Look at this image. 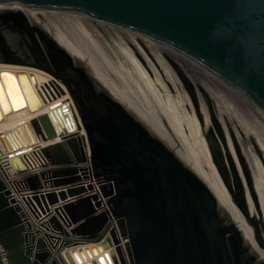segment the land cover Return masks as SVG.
Here are the masks:
<instances>
[{"label":"water","instance_id":"1","mask_svg":"<svg viewBox=\"0 0 264 264\" xmlns=\"http://www.w3.org/2000/svg\"><path fill=\"white\" fill-rule=\"evenodd\" d=\"M5 1L79 12L171 46L210 99L226 160L207 137L211 158L264 247V0ZM40 32L54 68L16 60L1 34L0 63L50 73L44 93L65 92L63 83L71 97L52 107L70 108L81 123L58 134L47 112L30 118L41 140L32 153L10 158L28 209L0 172V264H77L82 244L90 256L109 253L114 264H264L202 176L83 60ZM8 72L0 70L5 110ZM17 74L24 86L25 71ZM28 156L40 159L36 170ZM92 260L100 264L102 256Z\"/></svg>","mask_w":264,"mask_h":264},{"label":"bare ground","instance_id":"2","mask_svg":"<svg viewBox=\"0 0 264 264\" xmlns=\"http://www.w3.org/2000/svg\"><path fill=\"white\" fill-rule=\"evenodd\" d=\"M18 3L25 11V13L28 15V17H30L33 21H38V22L41 21L37 17L38 9L41 8L40 6H34L23 2H18ZM52 11L58 17L57 19H59V21H61V18L64 16L61 15V13H64L67 17H69L70 15V18L72 19L73 18H75V20L79 19L78 18L79 16L77 17L75 16L76 12L74 15H72L73 13L69 14L68 11H64V10L52 9ZM44 14L46 15V13ZM49 20L51 21L50 24L53 25V30L57 32V35L55 36L56 39L60 43H62L72 54H74L79 59L83 60L88 65L93 76L103 86H105L119 99L123 100L126 103V105H128L133 111H135L140 116V118L142 117L145 120V122H147L159 136L163 137V139L164 138L167 139L170 145L171 144L173 145L174 142L172 136L168 133V131L162 125L157 123L156 119L150 113L145 114L143 109H140V107L138 106L139 104L136 101L137 99L133 100L132 97H130L127 92H125L119 85L115 84V81L112 78H110L104 72V70H102V68L97 62H95L87 46L86 47L83 46L80 43L79 38L75 39V37L72 36L71 38L68 33H65V31L62 29L64 27L61 28L62 25H60L59 22H57L53 18H49ZM79 24L81 23L78 21V27H80L81 29L80 28L79 29L82 30L81 34H84L83 32H86L87 34L91 33L88 32L89 29L87 30V28ZM145 37L148 40L152 39L148 36ZM94 38L88 37L87 40L95 48L96 51L100 52L104 56L105 60L107 61V65L110 67L112 72L114 71L119 73V69L121 68L122 75L124 74V77L126 78L127 76H132L134 84L137 86V88L140 91L143 88H147V87L151 89L154 93V97L156 98V101H158L163 111L166 114L168 113L171 119L173 118L171 122L173 123L174 121L173 123L174 126H177L176 124H181L182 118L180 117V113L177 108L178 102H175L176 100L173 98L168 97L166 99L160 95L154 79L150 77L147 71L140 65L139 61L128 51L129 49L128 50L123 49V42L121 38H120L121 41L119 43L120 44L119 48H116L114 45L111 44H110V48H107V46L102 45ZM115 49L120 50L119 52L123 55L124 58L123 60H121L122 62L119 65L116 62H113V60H111V56H109V52H113L112 50L115 51ZM1 69L8 70L9 76L15 78V79H9L6 77L11 91V97L8 94L7 90L5 89L6 97L4 100L8 102L9 108L5 110L2 102L0 101V132H1L0 139H2L6 143L7 149H10L11 152H13L12 155H15L17 150H21L25 148L26 145L34 144V142L37 143L39 140H41L39 134H37L36 131L30 125V118L38 114L47 112L54 126L56 127L58 134L62 132L75 133L79 131V122L81 123V121L79 119L78 122L77 119H75L70 108L68 109L67 112H64V109H61L62 113H60V111L56 108V106L52 107V104L56 102H60L61 104L62 103L61 101L71 100L70 94L63 83L60 84L62 88H64L65 92L59 93L55 89H53L55 95L54 96L51 95L50 97H48L42 90L41 84L44 81L51 80L53 76L44 69L31 65L7 63V62L0 63V70ZM19 70L25 71L26 73L22 75L24 86L21 84L20 82L21 78L17 74V71ZM24 87L28 91L29 98L24 92ZM38 88L42 92L43 96L46 97V101H44L43 97L38 92ZM17 101H19V103ZM30 101L32 103V106H30ZM70 114L71 116H73L72 118L70 117ZM206 119H208V117ZM195 122L193 123V128H191V132L195 135L194 136L196 140L195 147L185 150L178 149L177 151L179 152L180 156L207 182V184L211 187V189L217 196L222 210L226 212L229 215V217H231L235 222H237L239 228L242 230L245 236V239L251 244L253 249L264 259V251H263L264 249L262 250L260 249L261 248L260 246H259L260 248L258 247V244L254 239L253 231L249 226L243 212L234 202L230 192L228 191L224 182L222 181L216 169V166L211 158L205 133L202 131V127L200 123H198L199 121L198 122L195 121ZM206 124H208V120H206ZM205 127L207 128V125H205ZM200 133H203L205 138L203 137L199 138L197 134ZM33 159L35 165L39 166L40 159H38L37 157H34ZM206 163L208 166L206 165ZM83 252L84 254L78 251L79 256H82L84 260L87 261L89 258L90 259L95 258L94 252H92V255L90 256L85 251V247H83ZM95 253H97V256L98 255L100 256V254H102L98 251ZM76 261L78 264H85L83 263V260L82 262H79V260L76 259ZM93 261L94 260H91L89 264H94ZM100 264H114L109 253L108 256L105 255L102 256V261L100 262Z\"/></svg>","mask_w":264,"mask_h":264},{"label":"flooded vegetation","instance_id":"3","mask_svg":"<svg viewBox=\"0 0 264 264\" xmlns=\"http://www.w3.org/2000/svg\"><path fill=\"white\" fill-rule=\"evenodd\" d=\"M7 9H11V11H8L12 13L10 17L5 12ZM43 24L42 21H33L28 17L18 2H0V34L9 44L13 58L29 64H42L54 68L40 29L50 38L54 36V33ZM108 26L119 32L122 42L130 48L137 60L145 67L165 98L168 96L172 98L182 97L183 105L190 113L196 115L206 139L211 140L218 157L223 156L226 160L225 148L209 115L210 99L197 76L189 68L188 63L167 44L155 39L148 40L144 35L123 28ZM2 55L3 52L0 51V57ZM207 117L208 119H206ZM141 119L143 118L141 117ZM163 120L166 121L167 127H170L167 118L164 117ZM206 120H208V124H206ZM171 129L178 143L177 146L170 145L165 138L164 140L179 154L177 150L182 142L179 140L176 131L172 127Z\"/></svg>","mask_w":264,"mask_h":264},{"label":"rangeland","instance_id":"4","mask_svg":"<svg viewBox=\"0 0 264 264\" xmlns=\"http://www.w3.org/2000/svg\"><path fill=\"white\" fill-rule=\"evenodd\" d=\"M68 12H69V14L73 13L72 15L75 14L74 11H68ZM44 13H46V15ZM61 15H64V16L61 18V21H59V19H57L58 17L55 15V13L52 11V9H49V8H46V7H41V8L38 9V12H37V17L41 21L43 20L42 22H44V24L47 27L49 26L48 27L49 29L52 28L51 30L54 33V36L57 35V32L53 30V25L50 24L51 21L49 20V18H53L54 20L57 19L56 21L59 22L60 25H62L61 28L64 27L62 29L65 31V33H68L70 35V37L71 36L75 37V39L79 38L80 43L83 46H85V47L87 46V48L91 52L95 62H97L100 65V67L102 68V70H104V72L110 78H112L115 81V84L119 85L125 92H127L128 95L130 97H132L133 100L137 99L136 101L139 104L138 106L140 107V109H143L145 114L146 113L147 114L150 113L156 119L157 123L162 125L168 131V133L172 136V139H173V142H174L173 145L171 144L172 146H177L178 143L176 141L175 135H174L173 130L171 129V127L176 131V134L180 138L179 140L182 142V145L178 149L185 150V149H190V148H194L195 147V145H196V140H195V137H194L195 135L191 132V128H193V123L195 121L198 122V119H197V117H196V115L194 113L193 114L190 113L185 108V106L182 103V101H183L182 97L181 98L180 97L173 98V99L176 100L175 102H178L177 103V108H178V111L180 113V117L182 118L181 124H176L177 126H174V124H173L174 121H173V123L171 122V120L173 118L171 119L169 117V114L168 113L166 114L163 111V109L159 105L158 101H156V98L154 97V93H153V91L151 89H149L147 87V88H143L140 91L137 88V86L134 84L132 76H127V78H126V77H124V74L122 75L121 68L119 69V73L118 72H114V71L112 72L110 67L107 65V61L105 60L104 56L100 52L96 51L95 48L87 40L88 37L89 38H94L95 37L94 39H96L102 45L107 46V48H110V44L114 45L116 48H119L120 47L119 43L122 40V37L119 36V32L117 30H114L113 28L109 27L107 24L95 21V20L89 18L88 16H86V15H84L82 13H79V12H76L75 16L76 17L79 16L78 18L80 20L79 19L75 20V18H73L74 19L73 20L72 18H70V15H69V17H67L64 13H61ZM72 21H74V22L76 21L75 24ZM78 21L81 23L79 25H83L85 28H87V30L89 29L88 32L89 33L91 32V33L87 34L86 32H83L84 34H81L82 30H80L81 28L78 27ZM110 36H111V38H110ZM85 37H87V38H85ZM120 38H121V40H120ZM102 42H104V43H102ZM123 49H126V50L129 49L128 51L137 59V57L132 53L130 48L124 43H123ZM112 51L113 52H109V56H111V60H113V62H116L119 65L122 62L121 60L124 59L123 55L119 52L120 50H118V49H115V51L114 50H112ZM140 65L145 69V67L141 63H140ZM147 73H148V71H147ZM156 87H157V84H156ZM159 93H160V95L163 98H165V96H163V94L160 91H159ZM168 97H170V96H168ZM170 98H172V97H170ZM164 117L167 118V120H168V122L170 124V127L169 126L167 127L166 121L163 120ZM201 135H203V136H201ZM197 136L199 138L200 137L201 138L202 137L205 138L203 133L197 134ZM206 165H207V163H206ZM253 234H254V232H253ZM254 239H255L256 243L258 244V247L260 246L261 248L260 247L259 248L263 250L264 247L259 242V240L255 236V234H254Z\"/></svg>","mask_w":264,"mask_h":264},{"label":"built area","instance_id":"5","mask_svg":"<svg viewBox=\"0 0 264 264\" xmlns=\"http://www.w3.org/2000/svg\"><path fill=\"white\" fill-rule=\"evenodd\" d=\"M35 144L36 142H34V144H30V145L28 144L26 145L25 148L21 150H17V151H24L26 153L28 152L32 153L31 151L33 150ZM12 154L13 152H11L10 149H7L6 143L2 139H0V172L2 176L4 177L7 185L11 189V194L16 198L17 202L21 204V206L24 209L26 208L28 209V206L23 197L25 195L23 184L19 182L20 175L14 173V170L10 162V158ZM28 158L29 160L27 159V162L29 163L30 167L33 170H36L38 165H35V162H33L30 156H28Z\"/></svg>","mask_w":264,"mask_h":264},{"label":"crops","instance_id":"6","mask_svg":"<svg viewBox=\"0 0 264 264\" xmlns=\"http://www.w3.org/2000/svg\"><path fill=\"white\" fill-rule=\"evenodd\" d=\"M43 181V180H42ZM44 184V183H43ZM46 188H56V187H46ZM56 191H58V189H56ZM70 198H72L71 196H68V198L67 199H70ZM85 245L86 244H82V245H79V246H83V247H85ZM100 256H104V254H100ZM81 258H82V256H81ZM95 258H98V256H95ZM82 260H83V263H87V261L88 262H90L92 259H88L87 261L86 260H84V258H82ZM66 262H68L67 260H66ZM61 263V262H60ZM78 264V263H77Z\"/></svg>","mask_w":264,"mask_h":264},{"label":"snow or ice","instance_id":"7","mask_svg":"<svg viewBox=\"0 0 264 264\" xmlns=\"http://www.w3.org/2000/svg\"><path fill=\"white\" fill-rule=\"evenodd\" d=\"M3 76L9 78V79H15L14 77H10L8 73H3ZM0 93H2V86H0ZM19 103V101H17Z\"/></svg>","mask_w":264,"mask_h":264}]
</instances>
